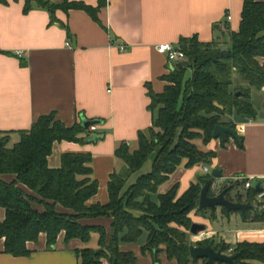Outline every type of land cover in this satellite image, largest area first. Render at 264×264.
<instances>
[{"label":"crops","instance_id":"0c3cea01","mask_svg":"<svg viewBox=\"0 0 264 264\" xmlns=\"http://www.w3.org/2000/svg\"><path fill=\"white\" fill-rule=\"evenodd\" d=\"M76 1L93 7L100 4V0ZM24 3L25 0L0 3V131L9 132L11 142H15L20 138L19 131L29 128L42 114L55 113L67 126L81 122L82 116L101 119L90 130L103 134L99 140L85 143L57 140L48 157V163L56 167L61 165L64 152L92 154L90 177L97 179L99 185L89 203L109 200L110 175L127 173V164L116 149L122 142L130 150L138 148L140 130L145 131L153 123L155 113L149 107V92L165 89L170 83L167 78L170 65L175 62L157 51V44L170 42L178 47L181 37L197 36L200 41H218L221 47L228 48L230 33L239 29L243 10V0H105L96 10V18L83 8H57L56 20H51L45 8L36 4L26 12ZM121 45L125 48L121 49ZM18 50H23L21 56L17 55ZM237 83L246 85L242 81ZM255 109V115L237 112L223 115L225 121L234 123L243 146L231 135L224 142L216 137L206 143L195 140L200 149L215 151L212 162L206 164L209 171L213 167L222 169V177L212 184L214 193L243 179L258 178L264 182V107ZM186 163L183 159L157 193L166 192L178 183L179 196L200 175L209 172H204L203 163L191 167ZM143 167L131 173L125 188L150 171L152 163L148 169ZM0 178L11 181L15 174H0ZM227 196L237 199L240 195ZM32 205L44 210L41 204ZM56 209L72 212L60 203ZM204 211L193 209L189 214L192 220L207 224L204 231L196 234L188 231L191 243L212 239L214 243L229 245L224 250L228 253L240 241L264 243V220L252 218V213L244 217L241 211L226 212L222 206ZM5 215L6 210L0 205V221ZM79 221L104 226L108 235L112 226V217L105 215ZM98 237V232L93 231L88 243L78 237L66 240L61 231L55 245L49 248L43 231L36 240L28 241L29 256L5 252V241L0 237V264H79L78 249L98 247ZM146 239L143 234L138 241L121 242L120 248L135 252V264H155L153 253L142 251ZM159 259L160 264H177L165 251L159 254ZM104 264L109 263L106 260Z\"/></svg>","mask_w":264,"mask_h":264},{"label":"trees","instance_id":"16d2710c","mask_svg":"<svg viewBox=\"0 0 264 264\" xmlns=\"http://www.w3.org/2000/svg\"><path fill=\"white\" fill-rule=\"evenodd\" d=\"M104 1L100 0V4L93 7L76 0H25L23 9L27 12L37 4L48 10L51 20H56L57 8H83L96 18V10ZM6 2L8 0H0V3ZM242 7L240 27L230 33L228 48L221 47L218 41H200L197 36L180 38L178 47L186 58L173 63L167 75L170 83L162 92L150 90L149 107L155 114L152 125L139 132V147L130 150V146L122 142L116 149V154L127 164V173L110 175L107 202H88L99 185L97 179L90 177L93 168L89 151L62 153L60 166L52 167L48 163L55 141L85 143L86 138L94 134L90 132L91 127L83 128L81 122L67 126L55 113H49L40 115L29 128L20 130V138L15 142L11 143L9 132L0 131V174H15L11 181L0 178V205L6 210L5 218L0 221V237L4 238L5 252L29 256L28 241L36 240L43 231L49 248L55 245L61 231L66 240L78 237L86 243L96 231L99 246L78 249L79 264H104L106 260L109 264H135V252L121 249L120 243L138 241L143 234L147 239L141 246L142 251H151L155 264H160L159 254L163 251L177 264L191 261L194 264L199 259L193 260L190 256L187 230L193 220L189 214L193 209L199 211L200 188L210 174L200 175L198 181L192 182L179 196L178 183L166 192L157 193V190L183 159L187 160V167L212 162L215 151H204L193 140L199 137L206 143L212 139L216 124L235 127L232 121L223 119L224 114H256L250 96L252 88L264 91V0H243ZM236 74L246 85L234 87ZM97 134L99 137L94 141L103 137L101 132ZM237 141L243 146L241 136ZM149 158L151 170L125 188L131 173L141 169ZM237 183L229 185L232 188ZM22 185L39 197L26 192ZM255 191L251 188L247 199L253 200ZM210 193L214 194L211 188ZM33 202L43 205L44 210L35 208ZM57 203L72 212L59 211ZM222 208L226 212L234 211ZM239 211L244 217L252 213V218L264 220V210ZM103 215L112 217L109 235L104 226L79 221ZM209 243L223 251L229 247L212 239L199 242ZM231 252H238L236 264H264V243L240 241ZM202 259L207 264L206 258ZM217 262L223 263L211 264Z\"/></svg>","mask_w":264,"mask_h":264},{"label":"water","instance_id":"95a60500","mask_svg":"<svg viewBox=\"0 0 264 264\" xmlns=\"http://www.w3.org/2000/svg\"><path fill=\"white\" fill-rule=\"evenodd\" d=\"M172 68V64L170 65ZM81 125L83 128H88L91 126H95L102 122L101 119H91L87 117H81ZM213 137L220 138L222 141H225L228 135H231L235 139L238 137L237 128H235L232 124H216L213 128ZM101 135V134H100ZM99 137L97 133H94L86 138L87 142L94 141ZM210 176L207 177L203 185L201 186V191L198 200V209L203 211L208 207H211L212 210H216L218 206H224L227 210L238 211L245 210L249 208H256L257 203L252 201L251 199L242 200V199H231L227 196V193L233 189L230 185H225L222 187V190L211 194L210 188L215 179L222 177V169L218 167H213L209 172ZM263 180L258 178H253L251 183V188L255 190L261 191L264 187L261 186ZM207 228V224L204 222H199L193 220L189 232L192 234H196L199 231H204ZM190 256L193 260L198 258H206L207 264H211L215 261H221L223 263L236 264L235 258L238 256V252L228 253L218 248L215 249L211 243L203 245V244H189Z\"/></svg>","mask_w":264,"mask_h":264},{"label":"built area","instance_id":"2783aa9c","mask_svg":"<svg viewBox=\"0 0 264 264\" xmlns=\"http://www.w3.org/2000/svg\"><path fill=\"white\" fill-rule=\"evenodd\" d=\"M120 48L124 49L125 46L121 45ZM156 49L157 51H160L164 53L165 55H167L168 59L171 62L182 61L186 58V54H184V52L179 47H177L176 45L170 42H161L157 44ZM16 53L17 55L21 56L23 53V50L22 51L18 50ZM94 128L95 126H91V129H94ZM203 169H204V172L209 171V168L207 165L204 166ZM252 179H246L243 182L244 188H247L248 191L251 189ZM261 186L264 187V182H262ZM252 201L257 203V206L264 210V188L261 191H258V190L255 191Z\"/></svg>","mask_w":264,"mask_h":264},{"label":"rangeland","instance_id":"374dc122","mask_svg":"<svg viewBox=\"0 0 264 264\" xmlns=\"http://www.w3.org/2000/svg\"><path fill=\"white\" fill-rule=\"evenodd\" d=\"M190 73V72H189ZM237 82H241V79L240 77L236 74L234 76V87H239L241 85H244V84H239ZM251 97H252V100H253V103H254V106L257 108V110L259 111L260 108L264 107V92L263 91H260L259 89H255V88H252V92H251ZM157 129V128H156ZM198 139H202V138H195L193 141L195 142V140H198ZM12 143V142H11ZM152 161H151V158H149L145 164V166L143 167V169H148L151 165ZM212 187V186H211ZM238 194L242 197V198H245L247 197V194H248V190L247 188H244L243 186V183L242 182H239L237 183V185H235L233 187V189H231L229 191V195L232 197V198H236L238 196ZM208 210H212L211 207H208L206 209L205 212H207ZM199 212H202L199 210ZM192 220V219H191ZM189 231V230H187ZM92 243V242H91ZM192 243H196L198 244V241H193L192 240ZM195 264H205V260L204 259H198L197 262H195Z\"/></svg>","mask_w":264,"mask_h":264},{"label":"flooded vegetation","instance_id":"af4514ba","mask_svg":"<svg viewBox=\"0 0 264 264\" xmlns=\"http://www.w3.org/2000/svg\"><path fill=\"white\" fill-rule=\"evenodd\" d=\"M229 193V192H228ZM228 193H227V195H228Z\"/></svg>","mask_w":264,"mask_h":264}]
</instances>
